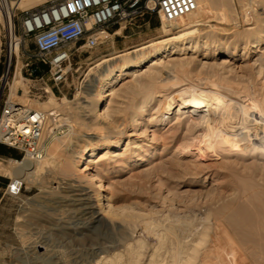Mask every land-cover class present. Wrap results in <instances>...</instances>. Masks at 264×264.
<instances>
[{"label":"rangeland","instance_id":"obj_1","mask_svg":"<svg viewBox=\"0 0 264 264\" xmlns=\"http://www.w3.org/2000/svg\"><path fill=\"white\" fill-rule=\"evenodd\" d=\"M253 1L255 5L250 6L248 0H199L202 8L197 15L190 13L175 20L182 24L191 19L190 15L203 19L202 30L195 34L200 47L192 52L181 46L174 54L161 58L162 76L150 87L149 94L143 90L131 94L127 89L128 85L139 84L144 74L136 79L125 74L115 78L113 85L117 94L112 95L111 100L115 101L113 105L121 104V111L111 115L113 120L109 124L98 120L100 125L107 126L108 139L124 141L126 135L133 132L130 138L140 143L142 150L137 158L132 155L131 147L123 150V145L102 159L104 170L100 178L105 186L112 187L115 198L114 212L105 223L89 219L99 209L98 182L92 184L80 179L73 169L75 173L61 170L58 159L52 160L51 167L36 183L22 182L16 197L7 190L12 179L0 174V264H86L105 254L125 252V243L132 240L133 243L141 240L145 246L139 250L138 264H147L151 254L152 259L160 260L157 264L184 261V264H264V159L258 158L256 151L237 154L218 147L222 133L230 134L234 128L238 129V135L240 126L256 119L264 122V117L250 110L247 101L261 105L264 114V0ZM163 22L160 15L153 13L115 25L100 46L81 49L72 55L68 78L57 86L50 81L44 85L42 81L23 80L29 103L48 99L50 93L43 94L42 87L57 98L56 112L62 114L55 122H50L51 128L56 127L57 131L50 136L49 143L60 137L63 148L74 135L96 137V131L87 123L95 113L87 112L91 118L85 119L86 124L80 119L82 109L76 107L77 94L81 95L99 69L120 59L119 55L176 35L175 32L165 34L161 29ZM118 29L121 33L117 34ZM253 40L259 43L250 48ZM202 41L207 43L205 48ZM226 48L232 50L233 55L225 58ZM247 49H250L249 54ZM103 58L111 60L94 67L86 76L89 68ZM223 60L226 62L222 63ZM44 79L47 81V75ZM186 88L188 92H203L209 100L222 95L230 98L232 104L219 106L207 129L193 125L190 116L200 119L204 108L191 109L186 105ZM19 90L23 93L22 88ZM9 93L7 88L4 98L10 97ZM63 96L68 102H60ZM144 98L148 100L143 109L136 112L135 121L145 120L141 126L135 125L137 122L131 123L128 117ZM81 100L83 98H79ZM78 111L81 113L76 117ZM237 137L238 142L243 140ZM6 150L13 155L0 154V161H20V152L7 147ZM156 150L155 159L137 160ZM122 152L127 155L125 158L112 156ZM90 167L94 169V164ZM66 180L77 185L72 187L73 194L87 192L90 197L61 198L65 189L56 186H64ZM106 202L108 198L101 201ZM160 233L164 235L163 245L159 242ZM195 254L198 257L193 261Z\"/></svg>","mask_w":264,"mask_h":264},{"label":"bare ground","instance_id":"obj_2","mask_svg":"<svg viewBox=\"0 0 264 264\" xmlns=\"http://www.w3.org/2000/svg\"><path fill=\"white\" fill-rule=\"evenodd\" d=\"M41 1L42 0H22L20 2L19 6L21 8H28L30 6H33V5L40 3ZM196 2H197V9L194 12H192V15H193V13L195 15H197L200 12V9L202 8L199 0H196ZM248 5L253 6V5H255V3L253 0H248ZM192 15H190L191 19L189 21L182 23V24H177V22L175 20L174 21H166V20L162 19V21L166 22V23L163 22L161 24V29L164 31V33L170 34V32H175L176 35H174L170 38H167V39L160 40V41H153L147 45H144L142 47L136 48L132 51H128L126 53L119 55V56H121L120 59H118L117 61L111 62V63H107L105 67H103L102 69H99L96 72V74L94 75V77L92 79H90V81L85 85L81 95L77 94V97L75 96L76 100H78L76 102L78 104L76 107L80 108V110L82 109V111H81L82 113L80 111H78L76 114V117L78 116V114L80 112L81 113V115H79L81 117L80 119L85 120L86 118L89 117L90 112L95 113L94 114L95 117L94 118L89 117L91 119L88 120L87 123L89 124V126H91L93 128V130L96 131V133H94V134H96V137L95 136L94 137H91V136L86 137V135H84V136L74 135L71 139H69L68 144L66 143V145L63 146V148L61 147L62 145H60V142H61L60 137H55L53 139V141L51 143H49V147L47 149L48 151H47L45 157H43L41 160L34 161V160L29 159V158H26L22 162H19V161L13 160V159L7 160V163H3L2 161H0V174L4 175V176H8L12 180H16L19 184L22 182L34 184V183H36V180L38 179V177L42 173L46 172L47 168L51 167L50 163L53 162L52 160L58 159L57 161L60 162L59 165H61V167H60L61 170L66 171V172L67 171L71 172V170L73 169L74 171H76V175L79 178L82 177V178L86 179V181H88V183L95 184V182H98L96 187L98 188V191L100 192L97 195L99 197V202H98L99 209H98V211L94 212L89 219H92L93 222L98 223V224L105 223V219L109 218L108 216L112 215L114 212L115 198H114L113 194L111 193L112 187L110 185L105 186V184H103V182L100 178V173L104 170L103 163H101L102 159L104 157L107 158L109 155L113 154L114 151L121 148L123 145H124L123 150H127V148L131 147L132 155L133 154L136 155L137 158L140 155V151L142 150V145H140V143H134L133 139L130 138L131 136L133 137V135H134L133 132L128 133L126 135V139L124 141H122L121 139L111 140V139H108L107 138L108 136L105 135V129L107 128V126L103 127L102 125H100L101 124L100 123L101 121L99 122L100 119L106 120L108 122L107 124H109L113 120V119H111V115L117 114L121 111V106H120L121 104L120 105L119 104L113 105V103L115 101L112 103V100H111L112 95H114L116 93V88L113 85V83L115 82V78L120 76L121 74H125L127 77H133V78L138 76V78H139V75L144 74V76L142 75L144 78L139 82V84H135V85H131V86L128 85L127 89L130 90L129 92H132L131 94H133V93L135 94V92H137L138 90H143L144 92H146V94H149L150 89H151L150 87L158 81L157 79L160 77L159 75H161V69H160V66L162 64L161 58L167 57L170 54H174L176 50L181 49V46L186 48V50L191 49L192 52H195L196 49L198 51L200 44H199L198 40H196L197 36H195V34L198 33L200 30H202L201 27L205 23H204L203 19H194V17ZM251 28H253V27H251ZM120 31L121 30L118 29L116 31V33L118 34ZM202 42H203L202 44H204L203 47L205 48L207 46V43L205 41H202ZM258 43H259V40H253L250 48L257 47ZM186 44H188V45L185 46ZM248 50H250V49H247L246 52L249 54ZM224 54H225L224 57L226 58L228 56L233 55V52L229 48H226L224 50ZM109 60H111V58L98 59L96 61L95 65L93 67L89 68L86 76H89V73L91 72V70H93L94 67L95 68L99 67L102 64H105L106 62H108ZM223 62H226V60H223L222 63ZM20 66H21V64L19 61L17 63V66H16L15 74L9 83V90H10L9 94H10V97H12V100H14L18 103H21L27 107L29 105L31 109L47 110V111L56 112L57 111V109H56L57 98L54 94L51 93V91L49 89H47V91L50 93V95L48 96V99L46 101H44L42 103H36L37 101L34 103H29L27 101V98L25 96V93L27 92V90L25 88V85L23 84L24 79L20 75V71H19ZM162 79H163V77H162ZM137 81H139V79H137ZM160 81L161 80H159V82ZM108 84H109V87H106ZM160 87H161V85H160ZM205 87H207V86H205ZM20 88L23 89V93L21 95L16 93L17 90H19ZM188 88H186V89H188ZM155 90H156V87H155ZM186 91L188 92L189 89ZM141 93H142V91H141ZM136 95H138V94L136 93ZM172 95H174V94H172ZM131 96H133V95H131ZM179 96H181V95H179ZM109 97H111V98L109 99ZM181 97H183V96H181ZM208 97L206 96V94L204 95L203 92L198 93L195 91V92L186 93L185 98H184L186 100V102H185L186 105L188 107H190L191 109L192 108H200V107L204 108L202 110L203 116L202 117L200 116V119L197 120L196 118L193 117L194 115L190 116V118L189 117L188 118L191 119L189 121H191L193 125L199 124V125L203 126L204 128L206 126V129L208 128L209 124L212 122L211 121L212 115L215 112H217L219 106L224 108L222 106L223 104H226L227 106L232 104L230 98H224L222 95H218L217 97L214 96V98H212L210 100L208 99ZM79 98H83V100L79 101ZM150 99H152V98L150 97ZM59 100L61 103L68 102V100L66 99L65 96L60 97ZM147 100H148V98L147 99L144 98V100L142 102H140V104L134 106V108L136 109L135 111L134 110L131 111V109H130L131 115L128 114V115H130V117H128L130 120H128V121H131V123L135 121V114H137L136 112H138L139 110L141 111L143 109L144 104L146 103ZM247 101L250 104V110L252 109L255 112L259 113V115H261L260 117L263 118L264 114L262 113V108H260L261 105L259 106L257 102L252 101L250 99H247ZM129 102H131V101H129ZM76 107H75V109H77ZM178 107H179V104H178ZM59 108L61 109V107H59ZM70 108H71V106H70ZM60 109H58V110H60ZM70 110H72V109H70ZM88 111H89V113H87ZM223 111H221V112H223ZM122 113H124V112H122ZM60 114H62V113H59L57 115L60 116ZM71 114H73V113H71ZM63 115L66 116L67 112L66 113L63 112ZM216 115H217V113H216ZM65 116H63V117H65ZM65 118H63V119H65ZM60 119H62V118H60ZM75 119H77V118H75ZM139 120L135 121V122H137L135 125H138V124L142 125V121H144L145 119L144 120L141 119V122ZM51 121H52V118H49V122H51ZM76 121H74V122L76 123ZM158 121L159 122L163 121V118L160 117V119ZM218 121H216V122L218 123ZM214 122H215V120H214ZM50 124L51 123H49V126H51ZM85 124H86V120H85ZM114 124H115L114 126H116V123H114ZM120 124H122V123H120ZM124 124H126V123H124ZM128 124H129V122H128ZM257 124H260L259 128L257 127ZM119 125H117V127H119ZM214 125H215V123H214ZM240 125H242V124H240ZM223 126H225V125H223ZM224 128H226V127H224ZM118 129H120V127ZM191 129H192V127H191ZM209 129H212V128L210 127ZM233 129H232V133H230V134L222 133V138L219 140L220 142L218 143V147L220 148V150L228 148V150H230L234 153H237V154H244L248 151L252 152V154H253L256 151L257 153H255V155L257 154L258 158L264 159V122H262L260 119H256L253 123L240 126V131H239L238 135L240 136V138L243 139L241 142L240 141L238 142V140H237L238 135H237L236 131L238 129H234V130ZM87 134H92V133H87ZM135 135H136V133H135ZM55 142H58V143H55ZM132 143H134V144H132ZM142 144H145V142H143ZM246 154H248V153H246ZM112 156H117L118 159H121V158H125V156H127V155H125L124 152H122V153H118V155L114 154ZM156 157H157V150L154 153H150V154L146 153L144 157H142L141 159H137V160H142V162H146L149 160H153ZM116 161H119V160H116ZM91 164H94V169L90 167ZM67 182H63V184H65L64 186H56V187H58V189H60V188L65 189L64 190L65 193L61 195L62 197L60 196L61 198L66 199L69 196H75V195L87 196L88 198L90 197L87 192H81V193L73 194L72 191L74 189L72 187H75L77 185H75L74 182H70V183L69 182L67 183ZM70 192H71V194H70ZM105 198H108L109 202L102 204L101 201L104 200ZM128 218L130 219V217H128ZM160 234L161 235H158V236H160V238H159L160 241L159 240L158 241L161 243L160 245H163V242H164L163 236L164 235H162V233H160ZM220 243H221V241H220ZM125 244H126L125 252L123 251V253H122V250H121L120 252L113 253L112 255H109V256L105 254V255H102L100 258H98V260L90 261V262H87L86 264H138L139 263V256L141 255V254L139 255V253L141 252L139 250L141 247H143V241L136 240L133 243V240H132V243L127 242ZM157 246H159V245H157ZM237 246H239V245L237 244ZM141 250H143V249L141 248ZM213 250L214 249H212V251ZM215 254H217V253H215ZM151 255L153 256V254H151ZM152 256H150V259L148 260L147 264H155V263L157 264V262L158 263L160 262V260L156 261L154 259V257L152 259L151 258ZM197 257L198 256L195 254L193 261H196ZM199 261L200 260H198V262ZM232 261L233 260L231 259V262ZM184 262H182V263L177 262V264H184ZM189 262H191V261H189ZM218 263H220V262H218ZM81 264H85V263H81Z\"/></svg>","mask_w":264,"mask_h":264},{"label":"built area","instance_id":"obj_3","mask_svg":"<svg viewBox=\"0 0 264 264\" xmlns=\"http://www.w3.org/2000/svg\"><path fill=\"white\" fill-rule=\"evenodd\" d=\"M21 1L0 0V145L20 152L19 162L45 156L57 131L49 118L59 117L4 98L19 61L24 80L57 86L68 78L72 55L100 46L115 25L153 13L174 21L197 9L196 0H42L28 8H21ZM40 90L48 94L47 88ZM21 187L11 180L9 195L18 196Z\"/></svg>","mask_w":264,"mask_h":264},{"label":"trees","instance_id":"obj_4","mask_svg":"<svg viewBox=\"0 0 264 264\" xmlns=\"http://www.w3.org/2000/svg\"><path fill=\"white\" fill-rule=\"evenodd\" d=\"M8 148V147H7ZM11 149V148H10ZM8 154V155H13L10 151L6 150V146L0 145V154Z\"/></svg>","mask_w":264,"mask_h":264}]
</instances>
